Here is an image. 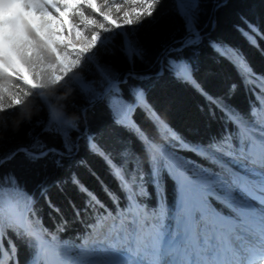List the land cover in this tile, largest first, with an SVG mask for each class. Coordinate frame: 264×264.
I'll use <instances>...</instances> for the list:
<instances>
[{"label": "trees", "instance_id": "16d2710c", "mask_svg": "<svg viewBox=\"0 0 264 264\" xmlns=\"http://www.w3.org/2000/svg\"><path fill=\"white\" fill-rule=\"evenodd\" d=\"M198 2L199 8L195 11V26L199 33L197 43L183 49L178 47L182 40L194 39L195 36L186 30L176 0H163L156 18L145 21L134 35H129L130 39L139 41V55L134 53L129 59L128 54L122 51L123 36L115 32L111 40L102 43L96 50L95 59L84 61L81 78L57 86L56 92L61 96L59 102L46 101L38 90H32L7 73L0 79L5 107H8V98L14 94L22 101L20 106L13 105L10 110L0 112V158H7L19 148L30 146L34 136H41L50 147L61 149L60 136L41 135L42 128L48 126L50 120L59 119L64 127L74 124L79 129L70 132L76 141V151L70 156L60 158L50 154L33 162L24 151H18L14 158L6 162L0 160V177L14 176L19 185L18 190L5 189L0 198L5 204L11 202L27 212V220L33 229L43 234L50 230L57 233L61 240L78 244L105 209L118 213L130 207L129 195L112 175L103 152L113 154L118 162V154L126 149L124 167L130 170L129 177L141 178L137 183L142 187L137 188L133 184V190L140 193L138 201L157 210L164 206L165 201L169 208L177 202L173 181L164 171L171 162L168 151L206 165V161L194 152L181 147L172 133L193 144L207 143L229 131L236 136L235 129L223 113L215 109V116L210 115L213 105L207 97H219L233 109L248 114L250 108H255L258 103L254 93L258 86L253 81L243 80L233 63L218 54L211 45L216 43L239 50L256 74H264V51L261 50L264 49V40H259V47H253L237 30L238 26L247 29V21L264 32V0ZM81 12L84 17L87 15L92 20L103 22L100 14L86 6ZM82 20L79 16L78 21ZM127 31L131 33L132 29ZM32 49L44 63L57 62L55 54L39 38L35 39ZM169 54L191 65L193 82L178 79L170 71L157 74ZM97 62L108 64L116 76L126 80L120 85L123 100L106 98L92 107L86 105L80 85L83 81L99 78ZM181 70L178 66V73ZM134 85L143 88L146 105L132 111L130 120L134 124H130L118 119V115H123L125 101L133 102L128 89ZM200 89L207 93V97ZM148 106L163 123L156 122L155 116L147 110ZM52 126L55 127V123ZM145 136L152 142L147 153ZM90 138L96 146L95 150L89 147ZM157 164L163 174V183L159 186L154 183L152 175ZM81 185L87 193L81 190ZM88 193L94 195V201H90ZM161 197L165 200L162 201ZM13 242L17 249L14 259L18 258L19 264H28L31 255L28 241L8 231L2 247L7 249Z\"/></svg>", "mask_w": 264, "mask_h": 264}, {"label": "snow or ice", "instance_id": "6c2138e0", "mask_svg": "<svg viewBox=\"0 0 264 264\" xmlns=\"http://www.w3.org/2000/svg\"><path fill=\"white\" fill-rule=\"evenodd\" d=\"M109 5L111 0H103ZM129 6V11L117 8L123 12L122 17L113 18L110 11L105 12L98 7V0H0V79L5 73L12 75L25 86L32 90H40L45 85L36 82V73L33 71L32 47L35 39L39 38L55 54V60L64 66L67 71V55L61 51L73 44L68 38L69 26L64 17L71 21L74 14L84 18L83 12L77 9L87 6L94 13L102 14L106 24L97 20H85V23L97 25L105 32L113 31L123 36V48L129 59L135 53L140 54L137 48L139 41L129 38L134 35L145 21H152L157 16V10L161 9L163 0H124ZM179 14L184 18L186 30L193 33L195 38H188L179 42L181 49L189 47L199 40V33L195 26V11L199 8L198 0H176ZM51 8L52 10H49ZM247 29L237 27L241 35L248 40L253 47H259V40H264V32L252 23L245 21ZM132 29L129 33L127 30ZM72 30L76 33V39L83 46L75 53L77 57L85 60L92 58L96 50L101 46L100 42L106 37L101 32H93L86 38L84 33L75 25ZM123 30V31H122ZM259 37V39H257ZM62 45L61 51L58 46ZM218 54L229 59L237 68L243 80H259L264 82V74H256L248 64L246 58L237 49H228L223 45L212 43ZM264 51V49H261ZM43 61H37L39 66ZM80 64L78 59L75 62ZM178 66L181 71L178 73ZM97 80L83 81L80 85L81 93L86 97V105L92 107L95 103L106 98L123 100L120 85L126 80L114 74L108 64L97 62ZM27 71V75L25 72ZM170 71L177 75L178 79L185 82L192 81L191 65L184 59L172 58L169 54L164 60L162 70ZM57 80L59 77H55ZM143 78V77H141ZM255 86V85H253ZM207 97V93L200 89ZM261 93V101H264V90L257 88ZM133 102L127 103L123 115L118 119L130 120L132 111L141 105H146L144 90L139 86L128 89ZM209 99L213 105L210 115L215 116V109L223 113L225 119L235 129L236 136L232 132H226L218 139H212L207 143H189L172 133L178 144L188 151L194 152L206 165L196 162L179 160L171 157L164 171L173 181L177 193V205L175 214L163 208L149 212L146 208L141 210V204L137 197L140 194L133 190V184L137 188L142 185L137 182L140 177L130 178L129 169L124 167L127 159L126 149H122L119 161L113 154L103 152L105 163L108 164L113 176H115L122 190L129 195V204L135 209L133 222L138 225L134 234L135 247L130 244H121L118 241H102L92 246L79 250L78 258L71 261L62 260L61 248H52L42 241L37 230L32 232L25 230L27 217L18 206L9 202L5 204L0 198V264L7 253L8 264H19L18 258L14 259L16 246L10 243L7 249L3 248V240L8 231H13L19 237L28 241L31 249L28 264H244L240 259L243 252L249 251L252 244L259 242L264 244V121L255 120L256 109H264V103L258 102L255 108H250L248 114L233 109L224 103L223 99L216 97ZM9 99L8 107H5V95L3 86L0 85V112L8 111L13 105L20 106L22 101L15 94ZM158 123H163L158 114L151 110ZM55 123V127L52 124ZM127 126V125H126ZM167 128V126L165 125ZM71 131H79L76 125L68 124L64 127L59 119L50 120L48 126L42 128L41 135H58L61 137L62 148L47 145L41 136H34L30 146L18 149L10 153L7 158H0L6 162L14 158L18 151H24L27 158L33 162L45 159L50 154L63 158L76 151V141L70 135ZM32 135V134H30ZM145 151L147 153L151 140L145 136ZM89 147L95 150L91 138ZM155 163L154 161H150ZM59 163V160H57ZM210 166V167H209ZM153 181L156 185L163 183L162 169L157 164L152 171ZM78 183V181H74ZM16 178L11 175L0 177V193L5 189L18 190ZM81 190L87 193V189L81 185ZM111 195V193H109ZM90 201H94L93 194L88 193ZM162 201L165 200L161 197ZM216 204L221 207L217 208ZM99 203V201H95ZM227 210V211H225ZM171 217L172 223H165ZM146 221H151L148 226ZM235 242H240L239 245ZM48 252L51 257L47 261L41 257Z\"/></svg>", "mask_w": 264, "mask_h": 264}, {"label": "rangeland", "instance_id": "374dc122", "mask_svg": "<svg viewBox=\"0 0 264 264\" xmlns=\"http://www.w3.org/2000/svg\"><path fill=\"white\" fill-rule=\"evenodd\" d=\"M98 7L102 8L105 12L110 11L113 18H116L119 20L120 17H122L123 12H117V8H123L125 11H129V6L124 2V0H111V3L109 5H105L103 0H98ZM87 7V6H86ZM49 10H52L49 8ZM82 8L77 9V13L81 12ZM71 21H69L68 17H64L66 25L69 26L68 31V38L73 40V44L70 45L66 50L61 51L63 48L62 45L58 46L57 50L61 51L62 55H67L68 61L71 63L68 65L67 71L64 70V66L61 65L58 61L55 64H46L42 63L38 67L35 66L37 61H41L36 54L34 53L32 49V60L33 63V71L36 73V82L38 84L45 85L46 87L41 88L38 90L41 95L44 97V99L48 102H59L61 100V96L57 94L56 88L59 85H67L70 80H75L77 78L82 77V67L84 66L85 59L82 57H77L75 54L82 46V42L76 39V33L72 30V25H75L81 32L84 33L85 37H90L93 32L97 31L101 32L102 35L106 37V39L102 40L100 44L105 43L112 39L115 32L113 31H107L105 32L103 29H100L97 25H92L85 23V20H92L91 18H88L87 15H85L84 18H82V21H78V17L74 14ZM102 16V14H100ZM103 18V16H102ZM106 24V27H114L112 25H107V23L103 20V22ZM123 31V30H122ZM80 60V64L77 65L75 62L77 60ZM95 59V55L90 58V60ZM26 71V75H27ZM55 77H59L57 80ZM259 88L264 90V82H261L259 80H256L254 82ZM257 98L259 99L260 103H264V101H261V93L256 92ZM264 109H258L256 111V118L257 121H264ZM170 152V151H169ZM172 153V152H171ZM173 154V153H172ZM176 158L179 160L187 161L189 163L193 162L190 159H185L184 157H181L179 155L173 154ZM221 206H218L220 208ZM145 209L144 206H141V210ZM135 212L134 208L129 209L123 217L115 218L110 214V211L107 210V213L104 215V223L99 225V222L97 225L99 227H95L94 231L96 230V237H92L90 239H85L82 241L81 244L78 246L73 245L70 242H64L59 239V236L57 233L53 231H46L44 235L41 233H38L39 236L42 238V241L46 243L47 245H50L52 248H61L62 249V256L66 257L71 261L74 258H78L79 250L83 247L92 246L94 244H97L102 241H118L121 244H130L133 247V240H134V234L138 228V225L133 222V214ZM150 212V211H149ZM173 215L175 214V210L172 211ZM102 221V222H103ZM148 226H150L151 221L144 222ZM165 223H172L174 227V221L171 220V217H169L168 220L165 221ZM96 226V225H95ZM126 226V230H125ZM128 228V229H127ZM133 230V231H132ZM46 236V237H45ZM263 247L262 245H260ZM135 247V246H134ZM262 251H264L262 249ZM51 257L49 256L48 252L46 253V257L43 259V261L49 260Z\"/></svg>", "mask_w": 264, "mask_h": 264}, {"label": "bare ground", "instance_id": "6f19581e", "mask_svg": "<svg viewBox=\"0 0 264 264\" xmlns=\"http://www.w3.org/2000/svg\"><path fill=\"white\" fill-rule=\"evenodd\" d=\"M236 243V242H235ZM239 243V242H238ZM238 243H236L237 245H238ZM251 248H250V250H249V252H251ZM247 253H248V251H246V252H243L242 254H241V257L243 256L244 258H246V255H247ZM241 257H240V259H241ZM60 259H62V260H66V261H69V259L68 258H66V257H64V256H60L59 257ZM257 264H264V253H263V258L260 260V262L259 263H257Z\"/></svg>", "mask_w": 264, "mask_h": 264}, {"label": "water", "instance_id": "95a60500", "mask_svg": "<svg viewBox=\"0 0 264 264\" xmlns=\"http://www.w3.org/2000/svg\"><path fill=\"white\" fill-rule=\"evenodd\" d=\"M24 147H21V148H19V149H23ZM20 151H22V150H20ZM3 160H1V162H2ZM25 224H26V221H25Z\"/></svg>", "mask_w": 264, "mask_h": 264}]
</instances>
